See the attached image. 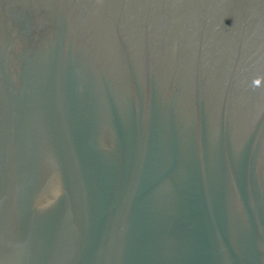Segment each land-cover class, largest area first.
Segmentation results:
<instances>
[{
    "label": "water",
    "instance_id": "water-1",
    "mask_svg": "<svg viewBox=\"0 0 264 264\" xmlns=\"http://www.w3.org/2000/svg\"><path fill=\"white\" fill-rule=\"evenodd\" d=\"M0 264H264V0H0Z\"/></svg>",
    "mask_w": 264,
    "mask_h": 264
},
{
    "label": "clouds",
    "instance_id": "clouds-1",
    "mask_svg": "<svg viewBox=\"0 0 264 264\" xmlns=\"http://www.w3.org/2000/svg\"><path fill=\"white\" fill-rule=\"evenodd\" d=\"M253 83H254V85L258 86L261 83V81H260V79H256V80H254Z\"/></svg>",
    "mask_w": 264,
    "mask_h": 264
}]
</instances>
